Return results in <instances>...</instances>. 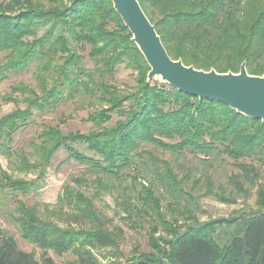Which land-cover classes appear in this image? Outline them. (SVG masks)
<instances>
[{
	"label": "trees",
	"instance_id": "1",
	"mask_svg": "<svg viewBox=\"0 0 264 264\" xmlns=\"http://www.w3.org/2000/svg\"><path fill=\"white\" fill-rule=\"evenodd\" d=\"M137 1L172 60L218 73H238L245 62L248 74L264 76V0ZM130 39L110 0L0 2V53L5 54L0 82L9 74L35 68L38 89L18 84L2 97L16 106L0 117V156L16 172L32 178H13L0 170L1 201L14 202L8 219L22 240L43 251L36 259L0 230V264H57L47 251L57 257L72 255L67 264H99L92 250L114 246L116 236L101 224L92 201L100 198L101 191L125 186L128 178L132 183L123 190L133 192L138 206L127 211L144 215L152 225L148 251L134 250L123 264H264V122L246 118L220 102L147 82L149 68ZM85 49L87 58L99 67L95 72L100 82L83 67L80 52ZM119 66L134 74L135 87L125 93L102 81ZM79 89L100 95L103 106L84 120L92 130L63 133L57 125L48 126L37 135L32 153L11 148L14 136L30 126L35 112L55 110L67 91L76 94ZM19 98L23 108L17 105ZM114 116L119 119L111 124ZM142 144L172 155L190 154L200 158L205 169L213 168L217 157L230 159L239 171L229 178L234 194L256 189L254 206L228 218L174 226L162 212L161 201L168 198L185 209L182 214H191L194 198L182 188L187 177L177 179L168 162L141 152ZM62 150L66 158L61 164L73 161L96 176L92 195L85 191L88 182L75 178L76 188L65 185L59 197L72 213L63 214L61 208L60 218H73L76 227L61 226L15 199L44 187L47 170ZM133 165H137L133 172L144 180L150 177V182L137 188V176L126 173ZM214 196L222 203L235 202L224 192ZM125 199L123 203L132 206L125 203L130 198ZM82 222H87V229L80 228ZM160 226L166 237L156 236Z\"/></svg>",
	"mask_w": 264,
	"mask_h": 264
},
{
	"label": "rangeland",
	"instance_id": "2",
	"mask_svg": "<svg viewBox=\"0 0 264 264\" xmlns=\"http://www.w3.org/2000/svg\"><path fill=\"white\" fill-rule=\"evenodd\" d=\"M3 1L5 0H0V2ZM87 53L88 49L80 52L84 57L83 67L93 75L94 81L100 82V76L95 72L99 67L87 58ZM4 61L5 54L0 53V63ZM34 75L35 68H30L27 72L21 74H9L5 81L0 82V117L11 112L16 106L15 103H5L2 100V97L10 93V88L12 86L25 84L38 91ZM82 80L86 81V78H82ZM102 81L117 87L122 93L135 87L134 74L130 70L125 69L124 66L117 67L116 72L111 76L105 75ZM65 95V100L55 110L35 112L30 126L14 136L13 144H11V148L14 151L20 150L25 153H32L33 144H37L36 137L44 127L57 125L63 133H87L93 129L92 124L84 120L89 113L103 106L99 100L100 95L95 94L94 96H90L83 92L82 89H79L76 94H69V91H67ZM16 96L17 94H15L13 98ZM17 102L20 108L25 106L21 98H19ZM117 119L119 118L114 116L111 124ZM140 151L149 152L153 156L168 162L173 172L177 175V179L187 177L184 185L182 184V188L194 198L193 206H189V208L191 207V209H193L190 210L191 214H182L185 212V209L182 208V206L171 203L168 198H163L161 201L162 212L166 214L165 217L167 221L176 224L174 226H182L184 223L190 224L193 222L201 224L213 219L228 218L235 212L241 211L248 206H254L256 199L254 192L256 189H253L251 194L249 192L245 195L234 194L229 178L232 174H238L239 171L233 167L232 161L226 157L215 158L213 162L214 167L205 169V166L202 165L199 160L200 158H195L190 154L172 155L169 152L156 149L147 144H142L140 146ZM65 158L66 153L63 150L54 157L51 166L47 170L44 187L40 191L26 197L18 194L15 196V199L23 201L29 207L36 208L42 217L60 223L61 226L72 223V227H76V225L74 226L73 224V218L67 216L72 213L68 211L64 204L59 203V197H61L65 185L76 188L72 182L75 178L85 179L88 182L85 191L88 195H92L95 190L94 181L96 176L90 173L86 167L79 166L73 161H67L61 164ZM161 166L162 165H158L157 167L161 168ZM135 168L137 169V165H133L126 173L131 176H137L138 181L136 186L140 188L139 183L150 182L151 178L147 177V180H144L141 176L133 172ZM0 170L6 172L13 178H32V176L25 177L16 172L13 166L2 156H0ZM142 176L146 177L145 174ZM209 182L211 185V194L208 195ZM130 183H132L131 179L128 178L125 186L129 187L131 185ZM125 186L123 185L121 188L118 187L117 189L111 188L109 192L101 191L100 198L93 199L92 201L100 217L101 224H104L103 226L116 236V244L114 246L92 250V254L99 264H123L124 260L128 258L134 250L140 252L148 251L146 240L152 224L148 222V218L144 215L137 216L135 211H127L126 208H134V206L137 205V201L132 191H127L128 193L125 194L126 190H123ZM244 187H247V185ZM223 192L226 195L232 196L235 202L222 203L215 198L214 195ZM126 197H129L131 200L129 199V201L125 203L132 206L123 203L126 201ZM3 199L4 200L1 201L0 194V230L6 231L12 235L21 250L31 252L35 255L36 259H39L43 251L22 240L16 228L8 219V211L13 207L14 202L6 198ZM183 204L184 202L182 205ZM194 205H196L195 208ZM60 209L63 214L67 215L60 218ZM162 227L163 226L159 227L156 236L166 237L167 232H164ZM80 228L87 229V222L80 223ZM47 255L57 264H67L74 259L70 254L57 257L52 251H47Z\"/></svg>",
	"mask_w": 264,
	"mask_h": 264
},
{
	"label": "water",
	"instance_id": "3",
	"mask_svg": "<svg viewBox=\"0 0 264 264\" xmlns=\"http://www.w3.org/2000/svg\"><path fill=\"white\" fill-rule=\"evenodd\" d=\"M110 2L149 68L147 82L154 80L199 100L220 102L246 118L264 122V76L248 74L245 62L238 73H218L172 60L137 0Z\"/></svg>",
	"mask_w": 264,
	"mask_h": 264
}]
</instances>
